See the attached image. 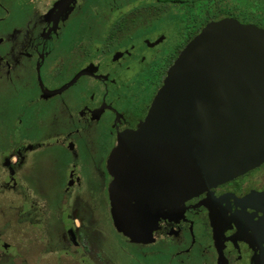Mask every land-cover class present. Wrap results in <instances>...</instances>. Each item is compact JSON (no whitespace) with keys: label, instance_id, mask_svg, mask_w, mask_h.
<instances>
[{"label":"flooded vegetation","instance_id":"flooded-vegetation-1","mask_svg":"<svg viewBox=\"0 0 264 264\" xmlns=\"http://www.w3.org/2000/svg\"><path fill=\"white\" fill-rule=\"evenodd\" d=\"M223 20L264 31V0H0V264H264V162L133 218L142 240L111 215L119 138Z\"/></svg>","mask_w":264,"mask_h":264},{"label":"water","instance_id":"water-1","mask_svg":"<svg viewBox=\"0 0 264 264\" xmlns=\"http://www.w3.org/2000/svg\"><path fill=\"white\" fill-rule=\"evenodd\" d=\"M263 162L264 31L212 23L170 68L138 130L110 154L115 227L142 240L127 228L133 218L180 213L187 200ZM151 188L171 194L166 207L153 204Z\"/></svg>","mask_w":264,"mask_h":264},{"label":"rangeland","instance_id":"rangeland-1","mask_svg":"<svg viewBox=\"0 0 264 264\" xmlns=\"http://www.w3.org/2000/svg\"><path fill=\"white\" fill-rule=\"evenodd\" d=\"M5 211V207L3 206V207H0V212L2 213V212H4ZM15 219V218H14ZM6 221V218H0V232H2V231H4V225H3V222H5ZM6 239V238H5ZM4 239V240H5ZM12 252H14V250L12 251Z\"/></svg>","mask_w":264,"mask_h":264}]
</instances>
